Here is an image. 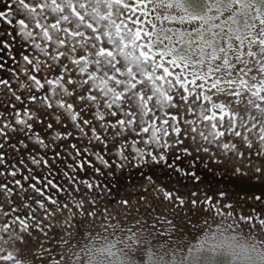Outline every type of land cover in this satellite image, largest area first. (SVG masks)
I'll return each mask as SVG.
<instances>
[{
  "label": "snow or ice",
  "instance_id": "obj_1",
  "mask_svg": "<svg viewBox=\"0 0 264 264\" xmlns=\"http://www.w3.org/2000/svg\"><path fill=\"white\" fill-rule=\"evenodd\" d=\"M210 217L264 233V0H0V264Z\"/></svg>",
  "mask_w": 264,
  "mask_h": 264
},
{
  "label": "clouds",
  "instance_id": "obj_2",
  "mask_svg": "<svg viewBox=\"0 0 264 264\" xmlns=\"http://www.w3.org/2000/svg\"><path fill=\"white\" fill-rule=\"evenodd\" d=\"M190 253H179L173 264H264V233H251L228 217H210ZM186 258L181 260V255ZM97 257L98 264H117L118 254Z\"/></svg>",
  "mask_w": 264,
  "mask_h": 264
},
{
  "label": "rangeland",
  "instance_id": "obj_3",
  "mask_svg": "<svg viewBox=\"0 0 264 264\" xmlns=\"http://www.w3.org/2000/svg\"><path fill=\"white\" fill-rule=\"evenodd\" d=\"M245 214H247L246 210ZM189 215H191V213H189ZM193 219L195 220L196 217H193ZM179 222L180 221L178 219L177 223ZM99 223L100 221L93 222V224ZM207 226H202L200 230L195 233L191 232L190 229L185 226V231L189 236H178L176 239L171 241L152 236L151 234L143 236L141 238L142 243L139 248L129 246L124 251L117 252V264H120L121 261H123V264H145V258H147V264H173L176 256L181 253L182 249L195 242ZM242 227L247 228L246 225ZM96 230L98 231L99 229ZM105 235H108L110 239L112 238L110 231ZM104 243V240H97L95 246L99 248L103 246ZM113 251L116 252V249H113ZM103 258L104 257L101 256V259Z\"/></svg>",
  "mask_w": 264,
  "mask_h": 264
}]
</instances>
